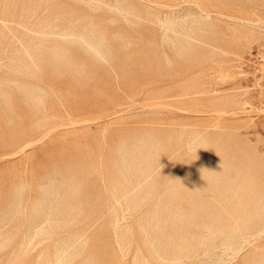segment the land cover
Masks as SVG:
<instances>
[{
  "label": "rangeland",
  "instance_id": "374dc122",
  "mask_svg": "<svg viewBox=\"0 0 264 264\" xmlns=\"http://www.w3.org/2000/svg\"><path fill=\"white\" fill-rule=\"evenodd\" d=\"M0 264H264V0H0Z\"/></svg>",
  "mask_w": 264,
  "mask_h": 264
},
{
  "label": "clouds",
  "instance_id": "9594fccd",
  "mask_svg": "<svg viewBox=\"0 0 264 264\" xmlns=\"http://www.w3.org/2000/svg\"><path fill=\"white\" fill-rule=\"evenodd\" d=\"M187 146L190 151H195L196 153L198 149H202L200 146V142L195 138L190 139Z\"/></svg>",
  "mask_w": 264,
  "mask_h": 264
},
{
  "label": "bare ground",
  "instance_id": "6f19581e",
  "mask_svg": "<svg viewBox=\"0 0 264 264\" xmlns=\"http://www.w3.org/2000/svg\"><path fill=\"white\" fill-rule=\"evenodd\" d=\"M26 146H29V145H26ZM122 182H123V181H122ZM116 220H117V219H116ZM186 251H187V250H186ZM189 253H190V252H189ZM189 253H188V254H189ZM202 255H203V254H202ZM164 261H165V260H164Z\"/></svg>",
  "mask_w": 264,
  "mask_h": 264
}]
</instances>
